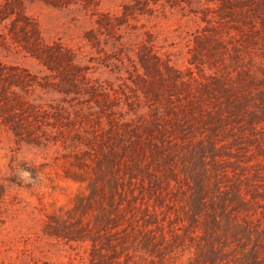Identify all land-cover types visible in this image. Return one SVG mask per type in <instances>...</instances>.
I'll return each instance as SVG.
<instances>
[{"label":"trees","instance_id":"1","mask_svg":"<svg viewBox=\"0 0 264 264\" xmlns=\"http://www.w3.org/2000/svg\"><path fill=\"white\" fill-rule=\"evenodd\" d=\"M186 1L209 26L211 72L184 73L142 50L140 79L161 103L129 118L106 111L110 96L99 113L32 101L35 85L78 89L80 69L71 50L44 40L22 0L0 3L11 42L57 72L42 82L0 61L1 123L29 143L41 123L73 159L65 178L80 189L47 215L44 233L86 246L89 264H264V0ZM112 19L100 15L98 28L113 29Z\"/></svg>","mask_w":264,"mask_h":264},{"label":"rangeland","instance_id":"2","mask_svg":"<svg viewBox=\"0 0 264 264\" xmlns=\"http://www.w3.org/2000/svg\"><path fill=\"white\" fill-rule=\"evenodd\" d=\"M22 1L44 40L71 50L80 69L79 88L72 92L56 85L31 89V100L44 108L49 104L92 106L99 113V101L110 96L113 100L106 111H114L117 118L148 112L161 102L140 79L142 50L160 55L184 73L211 72L214 58L205 38L209 26L194 12L198 4L190 6L186 0ZM106 13L113 16V29L98 28V17ZM8 24L0 22V61L27 68L39 81H53L57 72L11 42ZM91 30L97 41L87 38ZM88 128L98 125L90 122ZM33 132L38 136L33 142L18 141L0 118V183L6 186L0 198V264H89L86 246H70L44 233L47 215L69 205L80 183L65 178V171L77 168L62 143L49 144L41 136V123H34Z\"/></svg>","mask_w":264,"mask_h":264}]
</instances>
